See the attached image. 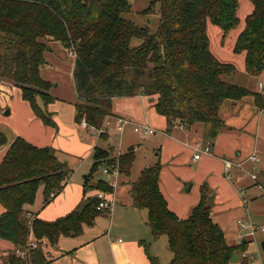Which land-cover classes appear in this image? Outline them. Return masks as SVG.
Here are the masks:
<instances>
[{
  "label": "trees",
  "instance_id": "obj_1",
  "mask_svg": "<svg viewBox=\"0 0 264 264\" xmlns=\"http://www.w3.org/2000/svg\"><path fill=\"white\" fill-rule=\"evenodd\" d=\"M254 10L234 44V52L244 54L249 75L264 77V0H250ZM150 11L161 5L156 33H150L123 16L129 0H0V78L22 90L34 113L48 126L57 127L54 113L47 109L55 98L51 82L40 69L47 63L45 52L50 41H59L75 52L74 80L79 102L76 120L85 119L100 127L112 115L117 96H154L156 111L190 128L196 122L209 126L214 138L223 126L219 115L226 98L254 95L264 107V96L244 85L229 81L236 73L234 63L218 59L210 49L208 22L224 34L240 24L239 0H151ZM133 38L141 43L131 46ZM103 135V134H102ZM8 136L0 131V147ZM96 148L95 159L105 156ZM52 146L38 147L17 136L0 163V238L23 247L33 234L56 244L61 236H79L101 212L97 194L90 190H110L103 181H85V198L68 215L55 221L33 218L28 223L25 206L33 204L44 185L46 203L57 196L71 175L69 166ZM136 155L132 149L119 155L120 171L130 176ZM96 166V165H95ZM161 165L145 168L131 183L137 208L147 209L153 240L168 237L172 264H232L239 247L230 246L223 230L211 218L209 188L201 187L200 202L190 215L179 218L168 207L160 191ZM89 178V176H88ZM87 178V179H88ZM54 196H51V194ZM151 264H159L149 252ZM33 264H47L42 249L31 252ZM5 263H19L11 252ZM242 264H249L244 261Z\"/></svg>",
  "mask_w": 264,
  "mask_h": 264
},
{
  "label": "crops",
  "instance_id": "obj_2",
  "mask_svg": "<svg viewBox=\"0 0 264 264\" xmlns=\"http://www.w3.org/2000/svg\"><path fill=\"white\" fill-rule=\"evenodd\" d=\"M51 45L53 48L45 52L47 63L41 67L40 73L43 79L51 82L50 93L55 98L48 104L47 109L49 110L56 100L63 103L62 109L52 110L57 127L46 125L34 113L30 103L23 99L20 87L11 84L0 85V123L8 121L5 116H11L10 128L0 129L8 136L7 144L0 147V163L17 136L38 147L52 146L56 149L58 158L73 170L80 167L73 165L76 161L81 164L92 160L93 166L101 164L95 159L96 148L106 151L112 159L109 151L98 145L100 138L108 139V132L103 135L92 133L81 125L83 119L76 120V103L79 102V97L74 80L75 55L59 41L51 42ZM65 76L68 77L66 82L69 86L71 84L73 95L65 88L59 89L65 82ZM244 86L252 91H259L258 88ZM66 107L70 109L68 115L64 113ZM6 110H10L9 115L5 114ZM219 115L223 126L214 138L208 137L209 126L203 122H196L190 128H186L178 120H174L172 125H167L165 140L168 143L167 148L170 149L163 147L161 157H164L163 162L168 160L171 163L160 170L159 187L169 209L179 218L185 219L200 202L201 187L206 185L209 188L212 220L223 230L227 243L238 247L242 235L238 231L239 221H244L250 206L254 205V211L264 215V107L258 106L254 95L248 94L239 99L226 98L221 104ZM114 116L119 115L112 111V115L107 118ZM111 128H116L114 123L108 130ZM197 142H201L203 148L211 144L212 152L201 151L200 157L195 158ZM185 153L187 160L183 156ZM251 155H256L258 160H250ZM185 162L194 164V170L200 174L199 179L194 181V178L180 174V166ZM255 173L257 178L253 179L252 174ZM121 175L124 174L120 173ZM87 178L88 175L79 179L71 174L63 190L47 203L44 185H41L34 203L25 206L28 223L35 217L55 221L74 211L85 198ZM96 193V190H90L86 196ZM108 199L120 206L115 208L114 205L101 210L106 213L103 216H109L111 219L104 234L100 233L99 225L97 231L92 230V226L97 225L95 218L92 224L84 226L81 235H63L56 244H51L47 238L38 239L33 234L30 235L29 240L38 242L39 248L36 250H46L43 252L47 264H62L63 261L68 264H151L147 248L142 242L149 243V252L159 264H172L173 254L168 248V237L163 235L153 240L147 223V209L137 208L133 200L122 203L116 196V188L114 193L108 195ZM4 211L5 208L0 203V215ZM112 223L122 228L127 239L122 240L112 235ZM244 239L246 241L244 237L242 241ZM16 249L13 242L0 238V264H10L5 263L4 258ZM239 259L240 256L237 260ZM30 263L33 264L32 256Z\"/></svg>",
  "mask_w": 264,
  "mask_h": 264
},
{
  "label": "rangeland",
  "instance_id": "obj_3",
  "mask_svg": "<svg viewBox=\"0 0 264 264\" xmlns=\"http://www.w3.org/2000/svg\"><path fill=\"white\" fill-rule=\"evenodd\" d=\"M150 2L151 0H129L130 10L124 13L123 16L129 20H132L135 24L141 27L148 28L150 33L154 34L157 32L161 20V5L160 3H157L155 6L152 7L150 11H147L148 8L150 7L151 4ZM253 10H254V5L250 0H239L238 16L240 18V24L235 29L229 31L227 35H225L224 31L219 26L213 24L212 22H208L207 32L210 38V49L215 54V56L221 61L231 62L236 65L237 68L236 73H234L229 77L226 76V78L231 82H236L242 85L258 88V81L262 78V76L256 77L249 75L244 67V54H237L234 52V44L238 38V35L245 26L246 17ZM51 42H57V41H50L48 43L49 44V49L47 50L48 52L49 50H51V48H53ZM139 43H141V39L133 38L131 40V46H136ZM69 50H71L70 52L73 54L74 52L73 49H69ZM67 79L68 77L65 76L63 79L65 82H63L62 86L59 89L65 88V90L68 91L70 95H73L71 84L69 86V84L66 82ZM2 84L4 85L11 84L16 86L14 82L8 79L0 78V85ZM155 98L156 97L154 96H144V95L114 97L113 106L111 110L120 117L129 118L131 120V123L127 124L124 127L123 131L117 128L109 129L108 139L106 138L102 139L103 137L100 138L98 145L102 148L107 149L110 155L113 156L112 159H110L108 153L105 152L106 157H103L101 159L99 158L98 161L101 164H97L96 166H93L94 162L92 160L86 161L85 163H81V164H79V162L76 161L73 163V165L80 167L78 170H75V168L74 170L71 169V174L78 176L79 179H83L84 176L88 175L89 178L86 180L90 184H96V181H103L104 183L106 181L110 183L111 181L117 179L118 185L116 186V196L119 197L122 203L131 202L133 199L130 189L131 187L130 183L137 181L142 171L145 168L160 163L162 169L163 166L167 167L171 163L168 160L163 162L164 157L163 158L161 157V150L163 149V147L165 149L168 148L170 149V147L167 148L168 143L165 140V136H166L165 132L167 131L166 128L168 123L166 119L162 115H160L154 108L153 104L155 102ZM62 104H63L62 101L56 100L54 105H50L49 110L52 112V110L62 109L61 107ZM69 110L70 109L66 107L64 109V113L68 115V113L70 112ZM5 117L8 118V121L4 122V124L0 123V129L10 128L11 116L9 115ZM107 117L109 116H106L105 119ZM135 124L149 125L155 129L156 133L145 135L140 132H136L134 131ZM129 148H131L136 155L135 162L131 168L130 177L125 175L123 176L121 175L120 177L116 175L108 176L104 172L105 165L116 163L119 154H124L126 151L129 150ZM183 156L187 160L186 153L183 154ZM179 172L183 176L186 177L190 176L191 178H194L193 179L194 181L195 179H199V175H200L197 171L194 170V164L192 162L182 163ZM190 183H192V180L190 181ZM96 192H97L96 194H98L99 192H103L108 196L110 193L111 194L114 193L115 189L114 188H110V190L101 189V190H96ZM114 205H116L115 208L120 206V204H118L117 202L113 204L112 201L111 207L112 206L114 207ZM254 209H255L254 205H252V207L250 206V210H248L249 213L244 218L246 227H242L241 225V222H244L243 219L239 221L240 225L238 231L242 235L239 239L238 246H240L241 244L243 246H241V248L239 247L237 251V253L240 256V259L232 261V264H242L244 261H247L249 264H264V249L262 245L264 242V231L261 230V228H264V215L259 214V211H254ZM103 215H106L105 211L100 212L96 216L97 225H93L94 227L92 226V230L97 231L99 225L101 228L100 230L101 234L107 232V228L109 227V223L111 221L109 216L106 218ZM140 219H142V217ZM250 224L257 225L260 227V229L256 230L254 234H252L251 228L249 227ZM111 231H112V235L113 234L115 235V238L119 237L122 240H124L125 238L127 239V235L123 233L122 228L117 226L116 223L113 224V228L111 227ZM243 237L246 238L245 242L242 241ZM161 242L163 243L164 241ZM43 251L46 252V250ZM243 253H246L247 258H244ZM62 264H68V262L63 261Z\"/></svg>",
  "mask_w": 264,
  "mask_h": 264
},
{
  "label": "built area",
  "instance_id": "obj_4",
  "mask_svg": "<svg viewBox=\"0 0 264 264\" xmlns=\"http://www.w3.org/2000/svg\"><path fill=\"white\" fill-rule=\"evenodd\" d=\"M73 54L76 56L75 52H73ZM258 90L261 94L264 95V77L262 76V78L258 81ZM112 118V117H111ZM111 118H106L104 119L102 125L100 127L94 125V124H90L88 123L85 119H83L81 121V125L86 128L87 130H89L92 133H96L98 135H102V134H106L108 131V128L114 123L115 127L117 129H121V131H123L124 127L127 124L131 123V120L127 119V118H123L120 116H114L112 119ZM113 122V123H112ZM134 131L136 132H140L142 134L145 135H150V134H155L156 131L154 128H152L149 125L146 124H142V125H134ZM202 143L201 142H197L195 144V149H196V154H195V158H199L201 151L202 152H206V153H211L212 152V146L211 144L206 145L204 148L202 147ZM250 160L252 161H257L258 157L256 155H251ZM229 169V166L227 167V170ZM104 172L108 175V176H120V165H119V161L117 160L116 163H112L110 165H105L104 168ZM252 178L256 179L257 178V174H252ZM117 179L114 181H111L108 185L111 188H116L117 186ZM51 196H54V194L52 193ZM97 197L99 198V203L97 205V209L98 210H105V209H109L111 208V204L112 202L108 199L107 194L103 193V192H99L97 194ZM242 227H246V223L245 222H241ZM249 227L251 228V233L254 234V232L258 229H260L259 226L254 225V224H250ZM262 231H264V228H261ZM246 232V231H245ZM39 248L38 242L37 241H31L29 240L27 242V244L23 247H17V249L13 252L14 255L20 259L19 263H10V264H31L30 263V256H31V252L32 250H36ZM244 258H247L246 253H243Z\"/></svg>",
  "mask_w": 264,
  "mask_h": 264
},
{
  "label": "water",
  "instance_id": "obj_5",
  "mask_svg": "<svg viewBox=\"0 0 264 264\" xmlns=\"http://www.w3.org/2000/svg\"><path fill=\"white\" fill-rule=\"evenodd\" d=\"M5 114H6V115H9V114H10V110H6ZM244 241H245V239L243 240V242H244ZM262 245H263V249H264V242H263ZM238 257H239L238 253H235L234 256H233V258H232V261L237 260Z\"/></svg>",
  "mask_w": 264,
  "mask_h": 264
}]
</instances>
